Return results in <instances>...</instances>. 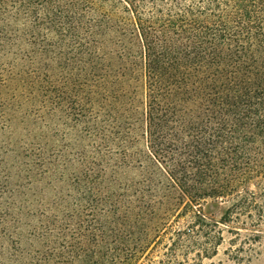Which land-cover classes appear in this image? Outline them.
Masks as SVG:
<instances>
[{"label":"trees","instance_id":"16d2710c","mask_svg":"<svg viewBox=\"0 0 264 264\" xmlns=\"http://www.w3.org/2000/svg\"><path fill=\"white\" fill-rule=\"evenodd\" d=\"M263 233L264 0H0V264Z\"/></svg>","mask_w":264,"mask_h":264},{"label":"rangeland","instance_id":"374dc122","mask_svg":"<svg viewBox=\"0 0 264 264\" xmlns=\"http://www.w3.org/2000/svg\"><path fill=\"white\" fill-rule=\"evenodd\" d=\"M51 127L53 129L55 128L54 126ZM59 129H62V131L58 132L57 144L66 153H70L74 150V137L68 135L67 130L63 131L62 126ZM119 183H122V179ZM203 205L207 208L208 216L213 218V222L217 221L220 214L219 205L214 204L212 200L204 201ZM189 227V221L184 219L169 222L163 229L165 232L163 234V244L170 243L176 233H188L190 230ZM243 234L244 236L247 235L248 231H243ZM244 236L238 242L233 243V236L227 235L225 241L220 245L215 244L214 240L207 243L201 239L200 243L208 248L210 252V256H204L203 258H198L196 249L194 250L189 247V244L187 247V243L184 242L179 243V247L185 249L177 254L168 255V258L166 255L164 256L166 250L160 241V244L152 252L151 259H154L156 263L169 262L170 264H264V233L259 241H252L251 238L248 239Z\"/></svg>","mask_w":264,"mask_h":264}]
</instances>
